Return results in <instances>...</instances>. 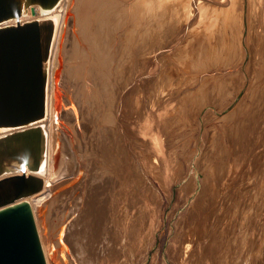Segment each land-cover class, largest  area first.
I'll use <instances>...</instances> for the list:
<instances>
[{
	"label": "rangeland",
	"instance_id": "1",
	"mask_svg": "<svg viewBox=\"0 0 264 264\" xmlns=\"http://www.w3.org/2000/svg\"><path fill=\"white\" fill-rule=\"evenodd\" d=\"M208 1L230 7L197 3ZM112 6L92 12L106 18L101 46L99 21L83 41L112 99L78 112L84 189L40 202L59 212L47 227L70 219L66 264H264V0H245L242 22L232 9L233 26L220 16L210 35L170 6L157 17ZM70 29L65 62L80 49Z\"/></svg>",
	"mask_w": 264,
	"mask_h": 264
},
{
	"label": "water",
	"instance_id": "2",
	"mask_svg": "<svg viewBox=\"0 0 264 264\" xmlns=\"http://www.w3.org/2000/svg\"><path fill=\"white\" fill-rule=\"evenodd\" d=\"M63 1L0 0V130L5 131L0 135V264H49L28 199L45 187L38 174L46 165L43 124L58 26L48 16L20 19L36 7L55 12ZM13 19L16 24H8ZM42 230L54 264L60 247Z\"/></svg>",
	"mask_w": 264,
	"mask_h": 264
},
{
	"label": "bare ground",
	"instance_id": "3",
	"mask_svg": "<svg viewBox=\"0 0 264 264\" xmlns=\"http://www.w3.org/2000/svg\"><path fill=\"white\" fill-rule=\"evenodd\" d=\"M197 1L198 0H64L59 9L55 12L44 14L38 7H36L34 14L29 12L28 16L21 17L20 22L23 23L28 20L41 19L48 16L53 20V22H55L56 26H58L57 37L50 62L47 120L43 124V128L47 134L46 165L38 174V176L44 180L45 187L42 192L33 195L28 199L35 215L36 223L49 264L50 257L47 252V245L42 228L45 229L49 242L53 245L58 243V246L60 247L59 251L61 254L59 256L57 252H55V255L52 257L53 263L61 264L62 260H64L66 264V255L68 253L67 238L70 230V219L66 218L65 215L61 218H57V220L54 218L51 220L49 218L50 221H52V224L50 225V228L47 227L48 216L53 215V217H55L56 215H59V212L54 211L53 213H49V206L46 204L41 205L40 202L43 198H48L53 193L69 195L71 193L80 194L83 191L84 186H82L83 183L81 180L84 178L82 173L84 171V165L81 167V163L83 164L84 161L85 164L86 159L84 160L82 158L83 155L81 157L83 160L80 159L79 157L82 153H79L80 155L78 154V156L76 151L77 149H80V142L83 140L82 135L79 134L80 130L78 129V112L82 110L87 102H89L88 108L91 110L96 108L100 99L106 103L112 102V99H108L111 97V94L109 97V90L105 84L107 83L106 69L104 70L102 66H98V58L89 51L86 45L83 44V41H87V37L92 32L94 27L93 25L96 21L99 22L95 28L96 34L94 36L96 37V44L98 47L101 46L100 41L106 34V18L100 16L99 18L94 19L92 13L94 7L100 5L99 11H102L110 5H114L111 7L113 12L119 11V13L121 12L122 14H132L136 13L143 5L144 9L142 8V11H144L145 14L153 16L152 14L156 13L154 12L156 11V8L170 6L178 17L186 19L188 23L193 21L199 15L198 25L202 26V31L205 32V35H210L213 28L216 24H218L219 17L222 15L227 16L225 17V22L232 24L235 20V16H232L230 11H233L232 9H235V7L241 10V22L243 19L247 18L244 7L245 0H229L230 7H223L219 4L213 5L211 1L202 4L197 3ZM251 4L253 6V3ZM154 16L157 17L156 14H154ZM77 22H80L81 25H83L81 29L82 38H80L75 32ZM8 24L15 25L16 20L13 19L9 21ZM69 29L73 30L75 33L80 49L77 48L74 49L73 52L68 53V60L65 62L63 57V45ZM92 39H94V37ZM75 53L79 56L83 53L84 56L77 59L75 57ZM75 60H79L80 62L77 61V63ZM131 77H129V79ZM168 81H163V85H161L158 89L159 92L164 91L163 87ZM96 82H99L100 97L93 87ZM102 82H105L104 86H102ZM70 84L72 85L70 86ZM128 85H130V82L126 83V86ZM66 87L68 90H66ZM119 102L120 101L117 103ZM60 117L69 121L61 120ZM4 132L5 131L0 130V135ZM80 133H82V131ZM63 147L70 152V155L73 154V156H70L71 160L75 162L73 164L72 172H70L68 168H65V154L62 152ZM83 150H85V148ZM126 246L127 243L124 245V248H126ZM189 246L187 245V247ZM187 249L189 250V248ZM187 254L184 255L187 257ZM72 259L73 258H71V260ZM88 260L90 264H101L100 262L97 263L96 259Z\"/></svg>",
	"mask_w": 264,
	"mask_h": 264
}]
</instances>
